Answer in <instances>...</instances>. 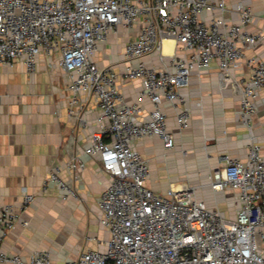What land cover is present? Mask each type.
<instances>
[{"label":"built area","instance_id":"built-area-1","mask_svg":"<svg viewBox=\"0 0 264 264\" xmlns=\"http://www.w3.org/2000/svg\"><path fill=\"white\" fill-rule=\"evenodd\" d=\"M228 10L224 0H0V66L23 62L34 73L39 55L56 56L68 80L70 115L82 121L83 97L94 99L98 109L85 152L99 156L110 176L99 201L100 223L110 237L104 250H88L65 264H264V155L257 141L252 138L245 160L224 155L223 166L210 175L214 191L237 192L234 219L198 198L192 186H171L166 194L150 188L151 168L134 148L138 139L153 136L172 148L163 104L172 105L180 129L187 128L191 112L182 88L191 76L216 65L225 81L243 60L250 74L234 76V82L241 90L242 124L251 129L264 93V59L246 58V50L264 44V30L251 29L255 14L244 2L235 22L226 18ZM136 28L124 47V70L100 66L94 56L109 34ZM168 39L187 54L165 61ZM155 54L164 66L145 60ZM125 80H140L143 87L130 104L119 84ZM144 99L154 105L148 118H142ZM84 167L74 159L64 168ZM62 168L50 169L43 188L54 181L65 197L75 195ZM23 196L25 208L35 195ZM19 221L15 205L0 204V246ZM5 262L52 264L48 250L23 260L0 248V264Z\"/></svg>","mask_w":264,"mask_h":264},{"label":"crops","instance_id":"crops-1","mask_svg":"<svg viewBox=\"0 0 264 264\" xmlns=\"http://www.w3.org/2000/svg\"><path fill=\"white\" fill-rule=\"evenodd\" d=\"M224 1L229 9L226 18L231 22L238 19V3L244 2L255 14L251 29L264 30V0ZM206 16L211 17V13ZM137 31L138 28L130 33L121 29L118 34H109L95 54V60L102 67L112 64L114 70L122 72L125 44ZM167 41L171 44L168 53L165 51ZM163 53L167 62L174 53L187 54L173 40L164 42ZM250 57L264 59V44L247 49L246 58ZM145 60L164 66L160 54ZM230 72L222 81L214 65L210 70L191 76L182 88L191 112L187 128L180 129L174 107L163 104L168 129L175 138L172 148H165L159 136L138 139L134 148L149 163L147 185L150 188L166 194L171 186H192L198 198L234 219L237 192L233 189L214 191L210 187V175L223 166L224 155L245 160L253 139L261 145L264 155V93L258 98L254 124L248 129L239 115L241 90L234 76L248 77L250 69L243 60L240 68ZM67 84L66 72L56 56L39 55L34 73L29 72L23 62L13 68L0 66V204H13L20 212V221L0 246L9 256L19 255L28 260L44 249L50 251L52 264H65L88 250H104L110 237L108 229L100 223L99 205L110 176L103 171L99 156L85 152L98 109L94 99L83 97L82 121L71 116ZM119 84L128 104L136 101L143 88L140 80H125ZM142 103V118H148L154 105L149 99ZM74 159L85 167L76 171L64 168ZM56 165H62L61 175L75 195L65 197L67 192L54 181L43 188L50 169ZM25 192L34 194L35 198L22 208ZM23 221L28 224L24 225Z\"/></svg>","mask_w":264,"mask_h":264},{"label":"bare ground","instance_id":"bare-ground-1","mask_svg":"<svg viewBox=\"0 0 264 264\" xmlns=\"http://www.w3.org/2000/svg\"><path fill=\"white\" fill-rule=\"evenodd\" d=\"M168 40H170V39H168ZM165 41H166V40H165ZM169 43H171V42H169ZM165 51H166L167 53L171 51V44H168V41H167V43L165 44Z\"/></svg>","mask_w":264,"mask_h":264}]
</instances>
